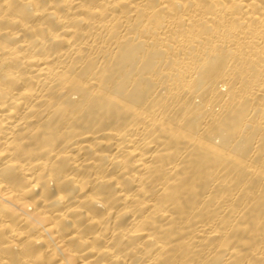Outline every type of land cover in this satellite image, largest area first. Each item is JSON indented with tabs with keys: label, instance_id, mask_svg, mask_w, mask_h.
Wrapping results in <instances>:
<instances>
[{
	"label": "bare ground",
	"instance_id": "1",
	"mask_svg": "<svg viewBox=\"0 0 264 264\" xmlns=\"http://www.w3.org/2000/svg\"><path fill=\"white\" fill-rule=\"evenodd\" d=\"M0 264H264V0H0Z\"/></svg>",
	"mask_w": 264,
	"mask_h": 264
}]
</instances>
